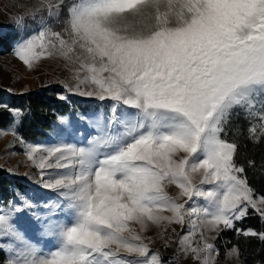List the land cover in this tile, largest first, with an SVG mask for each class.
I'll list each match as a JSON object with an SVG mask.
<instances>
[{
    "label": "snow or ice",
    "instance_id": "obj_1",
    "mask_svg": "<svg viewBox=\"0 0 264 264\" xmlns=\"http://www.w3.org/2000/svg\"><path fill=\"white\" fill-rule=\"evenodd\" d=\"M13 7L23 8L15 30L32 26L13 55L29 69L62 61L71 82L59 99L95 98L106 111L58 116L59 142L46 146L19 136L23 113L10 110L9 131L37 170L25 176L52 195L17 190L0 202V264H164L156 238L174 247L169 264H217L224 232L264 244V194L247 174L256 163L237 162L239 129L227 139L242 118L245 139L264 146V0ZM249 215L261 230L237 226ZM224 255L244 264L238 244Z\"/></svg>",
    "mask_w": 264,
    "mask_h": 264
},
{
    "label": "trees",
    "instance_id": "obj_2",
    "mask_svg": "<svg viewBox=\"0 0 264 264\" xmlns=\"http://www.w3.org/2000/svg\"><path fill=\"white\" fill-rule=\"evenodd\" d=\"M19 38L18 31L6 30L0 33V58L5 53L10 52L13 43ZM4 88L0 87V97L4 95ZM56 87H47L40 85L38 87L12 94L6 104L8 110L0 107V128L13 127V117L10 110L18 109L23 113L22 121L15 124L16 133L27 141H39L45 139L58 124L57 117L61 115L72 116L80 112V108L71 103L70 100H60ZM247 122L242 118H234L232 124L228 128L227 139L231 141L234 133H237L238 143L240 145L237 156L238 163L245 164L253 159L256 163V170L248 169V177L252 186L258 194H264V175L259 171L262 163H264V146L254 148L252 143L245 139L247 135ZM31 190V186L14 176L8 174L7 169L0 167V194H8L11 191ZM238 227L253 228L257 231L262 229L260 219L256 215H249L243 222H238ZM233 244H238L241 251V259L244 264H264V244H261L255 238L246 239L244 237L237 238L232 231L221 234L216 241L219 249L218 259L226 263L227 258L224 253L227 248H231ZM0 258H6V253L0 251ZM234 264L238 262L234 259Z\"/></svg>",
    "mask_w": 264,
    "mask_h": 264
},
{
    "label": "rangeland",
    "instance_id": "obj_3",
    "mask_svg": "<svg viewBox=\"0 0 264 264\" xmlns=\"http://www.w3.org/2000/svg\"><path fill=\"white\" fill-rule=\"evenodd\" d=\"M25 3L26 0H0V33L5 32L6 30L16 31L10 17L22 12L23 8L13 7V5H23ZM31 27L32 26L30 25L29 31L18 32L19 38L13 43L10 52L5 53L4 57L0 58V87L4 88L5 91L4 95L0 97V104H6L12 94L32 89L40 85H46L47 87L54 86L58 90L59 95L65 94L62 82H71L69 80V73L62 67V61L56 59H44L40 61L36 67L29 69L13 55V49L16 44L31 34ZM67 95L68 100L80 108L79 113H75L70 117L64 115L65 117H68L69 120L75 119L80 113L98 112L101 110L106 111L103 102H100L95 98L81 97L70 93ZM9 129L10 128H0V130L7 133L6 135H0V167L6 168L9 175L27 182L31 186V190H28L29 195H52L39 188L34 180H29L25 176V173L31 175L37 170L31 167L30 162L26 159L24 147L13 138ZM25 141L31 144H44L46 146H51L59 142L53 132L43 140ZM68 142L71 143L73 141ZM9 169L13 170L12 173L9 172ZM36 178L38 179V177ZM174 191L175 190L173 189L170 194H174ZM13 194V191H11L10 196H8V194H0V202L12 199ZM173 227H175L182 235L185 234L187 230L186 228L181 230L179 225H174ZM155 231L156 230L153 229L149 235L155 237ZM0 243H6V241H0ZM42 246L47 247V243ZM151 249L152 251L159 252L164 264H169V261L175 254L174 247L164 248L158 238H156V242L151 245ZM5 253L7 257L8 253ZM181 264H193V262L190 259H187L181 260ZM217 264H234V259H228L226 263H223L217 258Z\"/></svg>",
    "mask_w": 264,
    "mask_h": 264
}]
</instances>
